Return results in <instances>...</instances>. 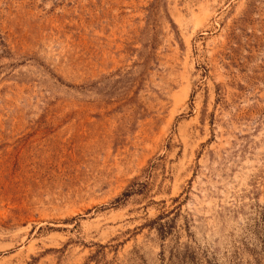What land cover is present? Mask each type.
I'll list each match as a JSON object with an SVG mask.
<instances>
[{
	"label": "rangeland",
	"instance_id": "1",
	"mask_svg": "<svg viewBox=\"0 0 264 264\" xmlns=\"http://www.w3.org/2000/svg\"><path fill=\"white\" fill-rule=\"evenodd\" d=\"M0 264H264V0H0Z\"/></svg>",
	"mask_w": 264,
	"mask_h": 264
}]
</instances>
